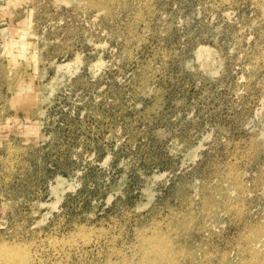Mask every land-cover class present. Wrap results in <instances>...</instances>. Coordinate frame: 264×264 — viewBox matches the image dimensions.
Masks as SVG:
<instances>
[{"label": "rangeland", "instance_id": "1", "mask_svg": "<svg viewBox=\"0 0 264 264\" xmlns=\"http://www.w3.org/2000/svg\"><path fill=\"white\" fill-rule=\"evenodd\" d=\"M0 20V264H264V0Z\"/></svg>", "mask_w": 264, "mask_h": 264}, {"label": "crops", "instance_id": "2", "mask_svg": "<svg viewBox=\"0 0 264 264\" xmlns=\"http://www.w3.org/2000/svg\"><path fill=\"white\" fill-rule=\"evenodd\" d=\"M4 27H5V26H2V21L0 20V36L3 35V37H4L5 34H6V30H5ZM3 41H4V40H3V38L1 37V38H0V43L3 42Z\"/></svg>", "mask_w": 264, "mask_h": 264}]
</instances>
